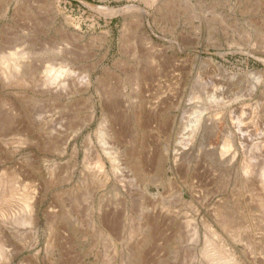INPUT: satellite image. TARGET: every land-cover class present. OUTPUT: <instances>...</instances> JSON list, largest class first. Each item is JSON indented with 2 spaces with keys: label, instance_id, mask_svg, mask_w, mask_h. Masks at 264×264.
<instances>
[{
  "label": "rangeland",
  "instance_id": "rangeland-1",
  "mask_svg": "<svg viewBox=\"0 0 264 264\" xmlns=\"http://www.w3.org/2000/svg\"><path fill=\"white\" fill-rule=\"evenodd\" d=\"M0 58V264H264V0H0Z\"/></svg>",
  "mask_w": 264,
  "mask_h": 264
},
{
  "label": "bare ground",
  "instance_id": "bare-ground-1",
  "mask_svg": "<svg viewBox=\"0 0 264 264\" xmlns=\"http://www.w3.org/2000/svg\"><path fill=\"white\" fill-rule=\"evenodd\" d=\"M19 52V51H18ZM24 53H18V54H13V55H10V57H8V58H5V59H8L9 61H14V64H13V66H14V68H17V69H20L22 66L20 65V63H19V61L21 60V59H23L24 58ZM1 59V58H0ZM5 59H4V61H5ZM1 62H2V60H1ZM62 68V67H61ZM53 69V68H52ZM52 69H49L48 70V74H54V71L52 70ZM59 70V69H58ZM56 71V70H55ZM67 74V73H66ZM23 75V74H22ZM63 75V70L62 71H58L57 73H55L53 76H55V78L57 77V78H59V76H62ZM24 77V76H23ZM27 77V76H26ZM61 79V78H60ZM54 80V79H53ZM57 80V79H56ZM53 84V83H52ZM37 85V84H36ZM50 87V86H49ZM54 87V86H53ZM42 90H43V88H42ZM34 100V99H33ZM5 103V102H4ZM3 103V104H4ZM11 105V104H10ZM4 106V105H3ZM6 119H8V118H6ZM5 131H7V130H5ZM4 132V131H3ZM19 134V133H18ZM30 200H26V202L25 203H23V204H25V209L27 210V212L28 211H30L31 209H30ZM29 213V212H28Z\"/></svg>",
  "mask_w": 264,
  "mask_h": 264
}]
</instances>
